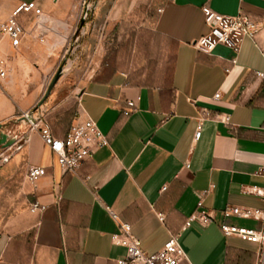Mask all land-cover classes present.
Here are the masks:
<instances>
[{"label": "crops", "instance_id": "1", "mask_svg": "<svg viewBox=\"0 0 264 264\" xmlns=\"http://www.w3.org/2000/svg\"><path fill=\"white\" fill-rule=\"evenodd\" d=\"M31 1L43 14L18 15L25 34L17 47L8 37L0 42L7 71L0 84L7 81L14 101L0 103V123L34 108L63 138L88 116L109 145L64 174L37 131L22 133L0 168V264H119L126 251L113 236L121 221L152 255L199 200L215 219L182 233L186 258L179 264H255L258 244L221 226H262L224 210L264 206L244 192L264 186L257 173L264 167V80L255 74L264 73V0H0V22ZM205 5L251 16L261 25L257 37L244 38L238 55L224 45L199 51L193 42L208 29ZM64 61L74 79L62 76L39 106ZM127 101L136 103L129 116ZM202 108L230 119L205 120L196 140ZM30 165L46 169L34 184L26 177ZM34 201L46 210L31 213Z\"/></svg>", "mask_w": 264, "mask_h": 264}, {"label": "built area", "instance_id": "2", "mask_svg": "<svg viewBox=\"0 0 264 264\" xmlns=\"http://www.w3.org/2000/svg\"><path fill=\"white\" fill-rule=\"evenodd\" d=\"M86 4L83 0L82 6ZM32 11L36 16L43 14L42 9L35 1L24 2L19 4L13 13L3 22H0V42L4 37H8L11 44L17 47L25 34V29L18 20V15L22 12ZM204 22L207 26V32L198 37L193 45L199 51L212 53L218 45H224L231 49L236 55L239 54L244 38L255 39L260 31L261 25L255 19L248 15H224L214 11L210 6L202 7ZM87 15L85 12L84 16ZM261 54L264 57V45L260 47ZM233 63L237 62V56L232 59ZM5 62L0 60V79L6 76ZM256 76L264 80V73L255 72ZM221 93L215 94L214 99L219 100ZM192 104L196 100L189 99ZM136 110L135 101H127V108L123 110L125 116L131 115ZM20 119L25 120L29 125L28 131H37L45 143L56 156L62 173H75L82 164L90 159L99 149L109 145V139L99 129L97 123L88 116L80 117L77 122L71 125L63 138L53 133L51 123L43 115H35L34 108L23 111L19 115ZM227 114H211L206 109H201V117L195 134V139H199L202 133V127L205 120L222 121L229 123ZM22 140L20 136L17 143L13 146L3 148L0 152V168L14 154L18 143ZM27 139L24 138V141ZM189 164L186 163V167ZM264 178V167L258 172ZM46 174V169L41 165H30L26 177L31 183ZM166 188V187H165ZM213 188L211 185L210 189ZM247 194L255 195L264 202V186H247L244 188ZM204 191L203 194H207ZM47 206L34 201L30 205V212L40 214L46 210ZM113 219L119 221L118 215L110 211ZM225 216H236L244 219H252L262 223L261 228L252 229L238 227L229 224L221 226L225 235L236 236L240 239L251 241L258 244L255 264H264V206L261 208L231 206L224 210ZM159 220L164 223L166 216L163 213L158 214ZM215 211L205 209L203 200L197 202L195 210L186 217L182 227L178 231H170L169 239L163 248L155 254H147L141 245V241L133 234L132 225L128 222H119L120 232L113 236L115 244L122 246L125 251V257L118 261L119 264H179L186 258V254L180 245V237L184 231L198 224L200 227H207L213 223Z\"/></svg>", "mask_w": 264, "mask_h": 264}, {"label": "rangeland", "instance_id": "3", "mask_svg": "<svg viewBox=\"0 0 264 264\" xmlns=\"http://www.w3.org/2000/svg\"><path fill=\"white\" fill-rule=\"evenodd\" d=\"M65 60H67V58ZM67 62L68 61H64L62 63V64H65V73L63 74V76L67 74V79H69L70 77L74 79V74L72 72V69L69 68V66L67 65ZM5 101L7 102V105H9V107H11V105L14 103V101L12 100V96H11V90H10V87H8L7 81H3V86H1L0 84V103L3 104V102ZM0 124L3 125V128L1 129V131H4L10 135H19V137L22 135V133L29 130V125L25 124L24 121L20 120L19 117L9 119L7 121L3 120ZM2 150L3 148H0V152ZM8 167H4L3 170H7Z\"/></svg>", "mask_w": 264, "mask_h": 264}, {"label": "water", "instance_id": "4", "mask_svg": "<svg viewBox=\"0 0 264 264\" xmlns=\"http://www.w3.org/2000/svg\"><path fill=\"white\" fill-rule=\"evenodd\" d=\"M64 73H65V64H61L59 65L54 75L50 79L43 93V96L41 97L38 103L39 106H41L45 102V100L50 96L52 90L54 89V87L56 86V84L61 79ZM20 120L25 122V120L23 119H20ZM2 128H3V125L0 124V148H7V147H10L16 144L19 139V135H10L4 131H1Z\"/></svg>", "mask_w": 264, "mask_h": 264}]
</instances>
